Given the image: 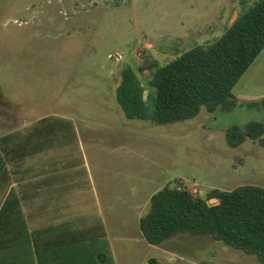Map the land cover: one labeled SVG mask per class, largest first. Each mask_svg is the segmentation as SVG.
I'll list each match as a JSON object with an SVG mask.
<instances>
[{"label": "rangeland", "instance_id": "rangeland-1", "mask_svg": "<svg viewBox=\"0 0 264 264\" xmlns=\"http://www.w3.org/2000/svg\"><path fill=\"white\" fill-rule=\"evenodd\" d=\"M253 1L0 0V97L17 83L49 101V109H70L79 129H91L84 155L116 264H260L210 236L179 234L160 246L132 240L141 237L136 217L166 185L194 197L264 187V147L246 139L230 148L225 140L232 126L264 122V109H202L193 119L158 126L126 119L115 100L121 68L147 87L138 73L144 52L164 65L194 44H210ZM59 88L63 93L55 94ZM54 94L58 104L50 102Z\"/></svg>", "mask_w": 264, "mask_h": 264}, {"label": "trees", "instance_id": "trees-1", "mask_svg": "<svg viewBox=\"0 0 264 264\" xmlns=\"http://www.w3.org/2000/svg\"><path fill=\"white\" fill-rule=\"evenodd\" d=\"M262 50L264 0H255L243 7L223 34L210 44H194L164 65L144 52L138 73L146 77L147 87L131 68H121L115 100L126 119L158 126L193 119L202 109L210 113L232 112L238 107L264 109V97L238 99L232 93ZM246 139L264 147V122L232 126L225 132L230 148L241 146ZM76 142L71 120L56 116L40 119L26 130L0 137V174H5L6 165L23 158L25 153L35 155L41 150ZM9 178L0 177V182L6 180L4 184H8ZM11 195H14L12 189L5 199L0 198V264H27L24 259L34 254L38 263L43 264L39 257L43 249L56 253L77 245H80V250H75L79 261L71 264H114L106 247V251L93 247L104 236L98 215L75 212L64 218L60 216L55 220L66 228L54 231L58 236L49 233L44 238L40 231L30 228L22 198L12 202ZM6 223H14V228L3 227ZM138 226L144 241L153 246H160L179 234L210 236L264 264V187L212 189L205 197H194L186 188L166 185L150 197ZM15 250L20 259L17 262H14ZM49 264L56 262L50 260ZM149 264L158 263L150 259Z\"/></svg>", "mask_w": 264, "mask_h": 264}, {"label": "crops", "instance_id": "crops-1", "mask_svg": "<svg viewBox=\"0 0 264 264\" xmlns=\"http://www.w3.org/2000/svg\"><path fill=\"white\" fill-rule=\"evenodd\" d=\"M11 86L14 87L11 90L13 93H10L9 97L8 95L0 97V133H3L0 137L26 130L45 117L56 116L73 122L77 142L41 150L35 155L27 156L25 153L23 158L7 164V172L3 175L1 173L0 177L10 178L8 184H4L6 180L0 182V198L5 199L11 189L14 194L11 195L12 202L19 197L22 198L23 212L27 216L30 228L32 231H40V235L44 238L49 236V233L58 236L59 234L54 231L66 228L62 225L63 223L55 220L60 216L64 218L75 212L85 216L98 215L101 218L104 236L97 240L93 247L94 249L99 247L105 251L107 249L112 256L113 263L116 264L112 243L106 232L97 186L84 155V147L92 140L93 132L88 127L79 129L73 115L69 114L70 109H64L66 108L64 106L49 109V101L44 102L40 96L31 95L33 90L29 89L28 93V90L16 89L15 87H23L17 83ZM54 91H56L55 94L63 93L60 88ZM232 93L238 99L264 97V50L234 86ZM55 94L50 98V102L58 104L59 97ZM4 188H7L6 192L2 191ZM102 188L105 198L112 197L109 187L104 189L102 186ZM137 192L138 190L135 189L134 194L130 195L133 201L138 198L135 197ZM112 195H114L113 191ZM112 203H115V200H112ZM108 210L112 211L113 207L111 206V209L109 207ZM11 211L14 212V210ZM15 211L17 213V210ZM142 215L138 214L136 217L137 224ZM3 227L14 228V223H6ZM140 236V239L136 238L132 241L144 242L142 234ZM75 250L79 251L80 245L74 246L73 249L67 247L56 253H48L43 249L41 252L43 254L39 257L43 264H49L50 260H55L56 264H71L79 261V254ZM17 252L18 250L13 252L16 256L14 262L20 261L16 255ZM53 254L56 255L55 258ZM24 260L27 264H39L37 254Z\"/></svg>", "mask_w": 264, "mask_h": 264}]
</instances>
